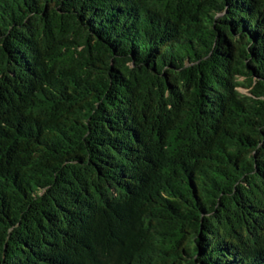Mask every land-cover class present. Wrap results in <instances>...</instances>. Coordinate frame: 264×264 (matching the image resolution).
Returning <instances> with one entry per match:
<instances>
[{"label": "trees", "instance_id": "obj_1", "mask_svg": "<svg viewBox=\"0 0 264 264\" xmlns=\"http://www.w3.org/2000/svg\"><path fill=\"white\" fill-rule=\"evenodd\" d=\"M0 264H264V0H0Z\"/></svg>", "mask_w": 264, "mask_h": 264}, {"label": "rangeland", "instance_id": "obj_2", "mask_svg": "<svg viewBox=\"0 0 264 264\" xmlns=\"http://www.w3.org/2000/svg\"><path fill=\"white\" fill-rule=\"evenodd\" d=\"M241 91H243V92H247V89L246 88H243V87H241V88H239Z\"/></svg>", "mask_w": 264, "mask_h": 264}]
</instances>
